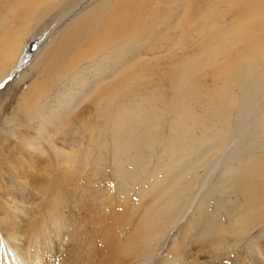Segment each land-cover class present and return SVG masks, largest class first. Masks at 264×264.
Masks as SVG:
<instances>
[{"label": "rangeland", "instance_id": "obj_1", "mask_svg": "<svg viewBox=\"0 0 264 264\" xmlns=\"http://www.w3.org/2000/svg\"><path fill=\"white\" fill-rule=\"evenodd\" d=\"M75 13L77 41L44 57ZM15 41L33 55L18 74ZM0 62V168L38 187L81 170L148 236L187 219L181 247L264 264V0H0Z\"/></svg>", "mask_w": 264, "mask_h": 264}, {"label": "bare ground", "instance_id": "obj_2", "mask_svg": "<svg viewBox=\"0 0 264 264\" xmlns=\"http://www.w3.org/2000/svg\"><path fill=\"white\" fill-rule=\"evenodd\" d=\"M71 16L66 28L55 27L53 37L44 46V57L51 52L54 55L63 52L81 35L80 29L89 18L86 13ZM22 45L15 41L9 49L7 44L3 48V59L9 55L7 60L11 61V68L17 74L22 73L33 59L30 50L25 51ZM233 144L235 142L229 146ZM30 149L39 153L32 159L45 158L41 157L38 144L30 143ZM225 150L209 174L215 172ZM7 165L4 162L0 168V182L5 181L0 184V264H220L221 257L214 252H204L202 258L201 253L191 247L197 239L194 235L186 247H181L182 239L186 238L187 219L181 220L184 224H179V231L170 240L152 238L148 235L153 220L149 226L142 218L135 224L126 220L120 210L118 194L108 187H101L99 179L90 182L89 176L85 177L81 170H61V177H57L55 174L60 170L43 169L39 170L41 178L50 184L38 187L29 184L31 179L15 174ZM61 165L68 168L71 163L64 158ZM205 180L199 190L205 186ZM153 242L158 248L150 253L144 244L152 246ZM255 248L264 259L259 245ZM140 256L143 257L139 259Z\"/></svg>", "mask_w": 264, "mask_h": 264}, {"label": "crops", "instance_id": "obj_3", "mask_svg": "<svg viewBox=\"0 0 264 264\" xmlns=\"http://www.w3.org/2000/svg\"><path fill=\"white\" fill-rule=\"evenodd\" d=\"M4 47H5V46H4ZM4 47H3V48H4ZM2 60H4V59H2ZM1 62H2V61H1ZM1 62H0V63H1Z\"/></svg>", "mask_w": 264, "mask_h": 264}]
</instances>
